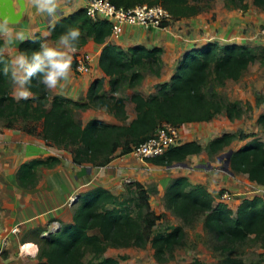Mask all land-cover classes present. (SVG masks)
<instances>
[{
	"label": "trees",
	"instance_id": "obj_1",
	"mask_svg": "<svg viewBox=\"0 0 264 264\" xmlns=\"http://www.w3.org/2000/svg\"><path fill=\"white\" fill-rule=\"evenodd\" d=\"M110 1L126 9L140 5H161L175 19L191 17L199 12L189 0ZM253 2L258 7H264V0ZM243 4L246 9L248 5ZM65 31L77 33V48L84 45L88 37L104 44L99 63L111 78L110 85L114 91L128 78L126 73L135 64H144V59H156L161 52L158 48L144 49L141 46L124 51L106 43L112 33V23L91 18L85 8L50 27L54 40ZM40 42V37H37L21 43L20 49L37 50ZM254 60L252 52L240 46L228 45L222 49L217 44H209L203 49H194L185 55L170 83L163 84L157 95L149 98L139 93L133 95L137 117L130 124L122 125L103 124L98 120L80 124L67 108V100L55 96L51 106H48L49 91L36 77L32 78L31 84L34 96L17 100L11 93L9 79L0 73V119L4 120L6 128H15L16 122L25 121L21 131L37 136L49 145L70 151L74 164L103 167L115 157L131 153L134 147L154 136L164 124L178 127L186 123L208 122L222 112H226L230 118L239 117L243 112L240 107L218 100L215 96L210 97L206 89L212 73L221 81L238 79ZM134 79L139 83L141 75L134 73ZM101 88L102 81H96L90 88L89 102L79 103L77 107L106 105L100 93ZM109 107L121 121L127 120L123 99L113 98ZM39 122H42L40 133L36 127ZM259 122L264 126V115H261ZM238 137L245 139L250 135L225 134L213 140L209 149L212 153L220 152ZM202 150V145L191 141L170 147L163 155L148 161L156 165H172ZM61 162L58 156L25 162L17 171V181L24 188H33L38 183L40 167L53 168ZM231 168L264 186V141L254 138L236 150L231 158ZM148 197L139 190H129V195L124 198L103 187L82 193L74 208L73 222L62 223L38 243L37 264H125L119 259L105 256L106 250L109 247H145L147 244L153 246L159 260H164L166 255H171L184 244L185 230L183 226L157 230L163 217L154 211ZM165 197L167 207L181 217L185 224H192L204 214L205 228L217 234L223 244V252L230 244L243 242L252 234L264 236V197L244 198L234 212L227 203L221 201L215 204L214 194L202 185H193L186 176L175 179ZM93 231H98V234H92ZM88 255H91V259L86 260ZM190 264L203 263L195 260ZM219 264L246 263L242 259L227 256Z\"/></svg>",
	"mask_w": 264,
	"mask_h": 264
},
{
	"label": "rangeland",
	"instance_id": "obj_2",
	"mask_svg": "<svg viewBox=\"0 0 264 264\" xmlns=\"http://www.w3.org/2000/svg\"><path fill=\"white\" fill-rule=\"evenodd\" d=\"M189 1L197 6L198 14L182 19L172 17L165 29L127 26L130 29V38L135 37V40H141L143 36L145 39L150 36V40L154 41L156 46L147 47L143 45L142 40L141 42H128L125 49L120 46V50L126 51L129 48L141 46L144 49L158 48L161 52L156 59H144V64H135L126 73L128 78L121 82L116 91L111 85L105 92L101 88L100 93L104 96L106 111L112 112L109 105L113 103V98L123 99L125 104L135 106L132 100L134 94L139 93L146 98L157 95L163 84L170 83L184 60L185 54L193 49H203L209 44H217L222 49L228 45L245 47L255 56L254 62L238 79L228 78L221 81L212 73L206 89L210 97L215 96L218 100L236 104L243 112L236 118H230L226 112H222L208 122H193L178 126V144L194 140L203 147L199 154L187 157L183 161L184 165L173 166L179 162L172 165H156L132 153L115 157L108 167L92 165L93 174L96 171L93 176L96 180L92 184H97L99 178L97 170L104 171L107 174L102 177H105L107 181L105 183L103 179H100L99 183L115 195L126 198L129 190H139L148 195L151 207L163 217L157 230L176 226H183L185 230L184 244L171 255H166L164 260L157 258L151 244L145 247H109L104 255L119 259L125 264H190L195 260L203 264H219L227 256L242 259L246 264H264V236L252 234L243 242L230 244L226 252H223V244L217 234L210 233L205 228L206 216L204 214L198 216L192 224H185L181 217L166 205L167 189L177 176H186L193 185L204 186L214 194L215 204L221 201L227 203L234 212L237 211L244 198L264 196V186L251 181L246 174L233 171L231 166H228V170L226 169V154L231 149L236 151L254 138L264 141V126L259 122L261 115H264V7L256 6L254 0H244L243 3L248 5L246 9L240 0ZM134 73L141 75L139 83H136V78L132 80ZM133 84L135 85L132 86ZM53 96L50 94L48 106H51ZM57 96L67 100L66 106L71 112L74 113L79 108L77 107L78 102L64 96ZM126 121L128 122V116L127 120H123L124 123ZM25 123L19 120L15 123V128H6L4 120L0 119V131L5 129L20 131L33 142L27 143L26 154L23 156L27 159L25 162L49 156H58L62 162L51 170L38 171L39 181L33 188H24L18 183L19 190L17 189L10 196L7 194L6 203L0 201V263L2 264H16L20 256H24L20 254V248L26 242L21 243L20 239H16L20 247L17 248L13 234L9 235L10 243L4 245L2 241L10 233L9 226L17 225L20 232L22 231L25 223L18 224L15 213L19 207H22L23 211L34 209L37 195L35 190L39 188L40 178L62 174L61 179H69L70 173L75 171L81 175L87 170L85 165L74 164L70 151L49 145L43 139L21 131ZM36 127L37 132L40 133L42 122L37 123ZM225 134L250 135V137L245 139L238 137L222 151L212 153L209 149L210 143ZM100 168L105 170H100ZM57 193L60 194V191H52V195L56 196ZM72 203L76 206V198L70 201V204ZM4 208H7L6 212ZM56 224L60 225L59 222ZM34 229L29 230L28 228L29 232L27 231L26 235L31 233L30 235L40 242L42 239L37 236L38 230ZM95 233L98 234V231L92 232V234ZM2 248L4 251L1 252ZM89 259L91 255L86 257V260Z\"/></svg>",
	"mask_w": 264,
	"mask_h": 264
},
{
	"label": "crops",
	"instance_id": "obj_3",
	"mask_svg": "<svg viewBox=\"0 0 264 264\" xmlns=\"http://www.w3.org/2000/svg\"><path fill=\"white\" fill-rule=\"evenodd\" d=\"M90 1L91 0H59L60 15L55 20H52L43 14L36 13L35 8L32 6V0H25L26 9L24 11V16L18 23L15 24V26L24 29L27 32L29 38L19 42L17 44L18 49H20L21 43L35 40L37 37H40V40L47 41L49 44H53L56 40L52 39L50 27L57 24L59 20L84 9ZM15 7L18 10L19 5L15 3ZM129 30V27L124 26L119 36H115L111 33L107 37L106 43H110L118 48L121 46L123 49H125V45H127L128 42H141L142 40L144 41L143 45L147 47H152L155 45L154 41L150 40V36H147L146 39L143 36L141 40H135V37L130 38L131 33ZM103 47L104 44H99L94 40L93 37H88L86 43L77 48V51L71 57V81L69 87L66 89L63 95L49 91V96L50 94H53L54 98L55 96L59 95L81 104L88 103L90 88L98 80L102 81L103 91H107L110 86L111 78L106 75L99 63ZM85 55H89L91 57L92 67L88 73H79L75 69L76 61L79 57ZM105 107V105H91L88 108H78L75 111L76 113H72L74 114L75 119L82 125H86L91 120H98L103 124H130L137 117V111L135 110L136 105L134 106L126 103L128 122L126 121L125 123L116 117L115 111L113 109L109 107V109L112 111L110 113L106 111ZM187 142H191V140L180 144ZM27 143L33 142L30 139H27L20 131H10L9 129L0 131V201L3 203H6L7 194L10 196V194L16 192L17 189L19 190L17 171L20 164L27 160L26 158H23L24 154H26V148L28 146ZM84 165L86 166L87 170L83 174L80 175L74 171V173H70V175H68L69 179H61L62 174H53L50 176L46 174V177L40 178L41 182H39V188L35 190L37 195L34 209H28L27 211H23L22 207L17 209V213H15V215L18 224L20 222L25 224L22 227V231L19 233L20 235L16 234L14 236V242L17 243L15 246L20 248L18 247L19 242H17L16 239H20L21 243L26 242L33 246L30 247L32 248V254L30 255L20 252V254L24 256L19 255L20 258L16 264H37L39 262V241L37 242L36 238L30 235L31 233L26 235L29 230L35 228L34 230H38L37 236H40L41 239H44L45 235L43 234L49 235L53 231L57 230L55 228L53 229V227H55V222H59L60 226L62 223H72L75 203L70 204V201L76 198V202H78L82 193L101 186L102 183H99L100 179H103V181L106 183L107 179L102 176H105L107 173L97 170V177H99L97 179V184H92L96 180L93 179L96 171L93 174L92 164ZM103 167H108V164L107 166L105 165ZM41 170H51V168L40 167L39 172H41ZM100 170L105 169L100 168ZM179 177L182 176H177L176 179ZM55 190L60 191V194L57 193L56 196L52 195V191ZM27 197L29 196L27 195ZM6 209L7 208H4L5 212ZM41 229L43 230L42 232L40 231ZM38 233H40V235H38ZM28 246L29 245H26V247Z\"/></svg>",
	"mask_w": 264,
	"mask_h": 264
},
{
	"label": "clouds",
	"instance_id": "obj_4",
	"mask_svg": "<svg viewBox=\"0 0 264 264\" xmlns=\"http://www.w3.org/2000/svg\"><path fill=\"white\" fill-rule=\"evenodd\" d=\"M32 6L36 13L52 20L60 15L59 0H32ZM26 38L29 36L24 29L7 16L0 17V73L9 79L13 96L18 100L32 97L33 77L48 91L63 95L71 81V57L77 51L79 36L65 31L53 44L41 40L37 50L18 49L17 44Z\"/></svg>",
	"mask_w": 264,
	"mask_h": 264
},
{
	"label": "built area",
	"instance_id": "obj_5",
	"mask_svg": "<svg viewBox=\"0 0 264 264\" xmlns=\"http://www.w3.org/2000/svg\"><path fill=\"white\" fill-rule=\"evenodd\" d=\"M85 9L91 18H100L111 22L112 34L115 36L121 34L125 25L130 27L165 29L167 23L172 18L170 13L161 5H140L126 9L115 6L110 0H91ZM89 9H91V12H89ZM91 61L89 55L79 57L75 64L76 71L79 73H88L92 67ZM176 145H178L177 127L164 124L162 128L160 127L156 131L154 136L134 147L131 153L142 160H148L163 155L170 147ZM59 226L55 223L53 229H58ZM18 227L17 225L15 227H8L10 233L5 236L2 244L3 242L4 245L10 243L9 235L13 234L14 236L18 234L20 232ZM48 236V234L45 235V237ZM26 245L29 246L26 247ZM32 246L29 243L22 244L20 248L21 252H25L27 255L32 254V248H30ZM2 251H4L3 248L1 249Z\"/></svg>",
	"mask_w": 264,
	"mask_h": 264
},
{
	"label": "water",
	"instance_id": "obj_6",
	"mask_svg": "<svg viewBox=\"0 0 264 264\" xmlns=\"http://www.w3.org/2000/svg\"><path fill=\"white\" fill-rule=\"evenodd\" d=\"M15 3L19 5L18 10L15 7ZM26 9V3L25 0H0V17L7 16L11 19L13 24L18 23L24 16V11ZM234 150L231 149L227 154V161L226 166L228 170V166H231V158L234 154ZM184 165L183 162L176 163V165L173 166H181Z\"/></svg>",
	"mask_w": 264,
	"mask_h": 264
}]
</instances>
